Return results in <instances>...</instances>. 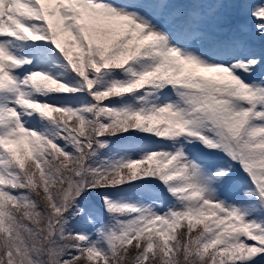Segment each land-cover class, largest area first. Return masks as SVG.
I'll use <instances>...</instances> for the list:
<instances>
[{
  "label": "snow or ice",
  "instance_id": "snow-or-ice-1",
  "mask_svg": "<svg viewBox=\"0 0 264 264\" xmlns=\"http://www.w3.org/2000/svg\"><path fill=\"white\" fill-rule=\"evenodd\" d=\"M0 264H264V0H0Z\"/></svg>",
  "mask_w": 264,
  "mask_h": 264
}]
</instances>
